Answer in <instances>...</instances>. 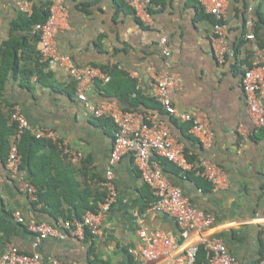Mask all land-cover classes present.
Masks as SVG:
<instances>
[{
  "label": "crops",
  "instance_id": "0c3cea01",
  "mask_svg": "<svg viewBox=\"0 0 264 264\" xmlns=\"http://www.w3.org/2000/svg\"><path fill=\"white\" fill-rule=\"evenodd\" d=\"M18 1L0 0V59L5 41L11 35L25 33L13 30V20L20 13ZM32 1L33 7L44 9L50 3V0ZM64 2L67 17L55 35L57 48L77 65H99L107 72L108 67L116 66L124 71L114 76L110 85V79L107 82L96 79L87 96L113 100L123 109H133L128 100L140 95L145 105L135 102L134 108L158 112L188 152L207 156L223 167L229 185L217 191L204 179L183 178L170 169L166 174L195 206L215 215L217 221L211 231L224 239L234 258L241 264H257L264 255V232L249 219L255 211H264V129L253 130L240 76L242 66L250 63L255 42L264 46L261 44L264 22L259 26L260 37L243 36L244 7L253 6L255 19L257 11L264 17V0L228 1L223 20L229 52L223 62H218L210 51L209 34L215 17L204 9L200 12V0L151 2L150 24L135 16L123 0ZM162 35L170 44L168 56L161 52ZM16 55L17 70L9 69L0 83V128L14 124L10 110L18 104L31 126L53 128L81 156L71 162L50 140L40 139L43 143L31 161L37 171L36 181L43 184L40 207L27 199L15 178L3 172L0 254L5 244L12 242L22 250L38 251L42 258L55 256L67 264H150L135 261L127 253V247L138 241L139 219L151 227L172 231H176V223L167 214L146 209L153 199L152 192L129 154L123 155L114 166L117 197L103 219L100 234L78 237L66 232L63 238L49 236L33 246V234L13 219V210L19 209L25 218L54 222L78 212L82 215L87 211L84 204L101 199L104 195L101 181L115 129L111 120L90 114L77 99L74 81L63 69L39 61L37 44L32 38L18 47ZM147 65L156 71L167 69L177 73L180 85L171 91L170 97L179 111L196 110L206 117L212 131L209 147H203L189 131L190 122L167 114L161 107L158 109L160 105L150 93L151 73ZM130 87L133 90L130 98L121 100L118 93ZM21 168L32 181L28 165ZM191 172L188 174L194 173ZM196 238L194 230L190 240Z\"/></svg>",
  "mask_w": 264,
  "mask_h": 264
},
{
  "label": "built area",
  "instance_id": "2783aa9c",
  "mask_svg": "<svg viewBox=\"0 0 264 264\" xmlns=\"http://www.w3.org/2000/svg\"><path fill=\"white\" fill-rule=\"evenodd\" d=\"M123 1L133 10L135 16L146 24L151 23V0ZM228 1L200 0L203 9L216 19L209 34V45L218 62H223L229 52L227 27L223 20ZM17 10L24 15H31L33 1L19 0ZM46 11V18L34 23L29 31L30 35L36 38L39 61L63 69L74 81L77 99L83 102L92 116L111 120L115 129L104 178L101 181L104 195L97 201L94 210H87L80 218H60L54 222L34 217L25 218L19 209L13 210V219L33 234L32 245L37 246L49 236L63 238L66 232L78 237H84L86 231L92 235L100 234L103 219L117 197L114 166L123 155L129 154L141 179L152 192L153 199L146 209L167 214L176 223V231H172L151 227L143 219H139L138 241L127 247V253L133 260L150 264H241L231 254L224 239L211 231L217 221L215 215L193 204L183 189L169 179L161 159L172 162L183 178L187 177L189 171L194 172L210 182L213 191L229 185L227 172L209 157L186 151L184 144L174 137L158 112L139 108L123 109L113 100L89 98L87 91L95 80L107 82L110 75L99 65L75 64L69 55L57 48L55 35L67 17L64 0H50ZM243 23L246 29L243 36L246 39H254L255 14L252 5L244 7ZM160 44L162 55L168 56L170 44L165 35L160 37ZM146 69L151 73L152 98L167 114L190 122L189 131L198 138L203 147H209L212 143V131L206 117L196 110L179 111L170 97L171 91L180 85L177 73L167 69L156 71L152 65H147ZM240 84L253 130L264 129V46L260 47L255 42L250 63L242 66ZM10 119L14 123V129L9 136L7 154L3 160L0 159V181L4 173L12 176L27 199L35 207H40L42 202L38 188L21 168L19 141L23 133L29 132L37 139L50 140L71 162L78 161L81 153L70 149L53 128L47 125L31 126L18 104L11 108ZM249 220L259 224L264 232V211H255ZM194 230L197 232V238L191 241L190 234ZM200 247L205 251V259L197 263ZM0 264L67 263L55 256L42 258L38 251L27 252L14 243L7 242L0 254ZM257 264H264V255Z\"/></svg>",
  "mask_w": 264,
  "mask_h": 264
},
{
  "label": "trees",
  "instance_id": "16d2710c",
  "mask_svg": "<svg viewBox=\"0 0 264 264\" xmlns=\"http://www.w3.org/2000/svg\"><path fill=\"white\" fill-rule=\"evenodd\" d=\"M158 1H161V0H151V2H158ZM119 4L121 5V4H123V2L120 1ZM199 10H200V12H202L203 7L201 6ZM131 11L133 12L132 9H131ZM46 15H47L46 9L34 5L33 12L31 15L27 16V15H24L22 13H19L16 16V18L13 20V30L22 31L25 33H21L19 36L17 34L11 35L10 38L5 41L4 47H3L2 52H1V59H0V83H2L5 80L6 73L9 69L17 70V68H18V57L16 55V51H17L18 47L22 46L26 42V39H28V38H32V40L36 41V38L31 36L29 31L31 29V26L34 23L39 22V21H43L46 18ZM256 17H257V19H255L254 32H255V35L257 37H260L258 30H259L260 23L264 22V17L262 16V14L259 11H257ZM215 21H216V19H215ZM261 44H264V41H262ZM107 70H108L109 74L112 76V77H110V80L108 81L109 85L111 84L112 78L114 76L124 74V71L119 70L116 66H113L110 68L108 67ZM132 92H133V90L130 87L123 92L122 91L119 92L118 96L121 98V100L127 101L130 98V94ZM128 101H130L129 104H131L134 108L137 105V103H135V102H142L143 100H142V97L140 95H136L134 98H132L131 100H128ZM154 102L156 104H158L157 101H154ZM142 103L145 105V102H142ZM159 107L160 106H158V109L160 110L161 108H159ZM13 129H14V124H12L10 128H8V127L6 129L0 128V159L1 160H3L7 154V149H8L7 136L13 131ZM41 143H43L42 140L35 138L29 132L23 133L21 140L19 141V151H20L21 156H22L21 166L24 167V165L25 166L28 165L30 172H31V175L33 177L32 182L38 188L39 197L40 196L42 197V193L40 191L42 190L43 184L38 183L36 181L35 175H36L37 171L32 168L33 166L31 165V161H32V158L34 157L33 154H35L39 144H41ZM47 143H49L48 145H51L50 142H47ZM45 144H46V142L44 143V145ZM161 162L164 166L165 172H166V170L170 169L172 172H174L176 174L180 173V170L177 167H175V165L172 162L167 161L165 159H161ZM186 176L189 178L195 179V181H197L198 179L203 180L202 178L194 175V173H192V174L187 173ZM99 199L100 198L93 199L92 201H90V203L84 204L83 205L84 209L94 210L97 206V201ZM74 217L80 218L81 215L78 212V213H76V215H73V216L70 215V216H66L63 218L64 219H72ZM85 234H89V231H86ZM204 259H205V251L203 250L202 247H200L199 251L197 253V263H200Z\"/></svg>",
  "mask_w": 264,
  "mask_h": 264
}]
</instances>
